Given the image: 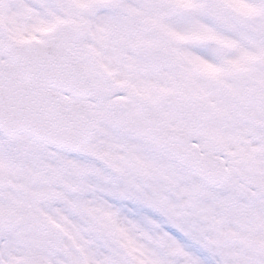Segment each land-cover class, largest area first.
<instances>
[{
    "label": "snow or ice",
    "instance_id": "obj_1",
    "mask_svg": "<svg viewBox=\"0 0 264 264\" xmlns=\"http://www.w3.org/2000/svg\"><path fill=\"white\" fill-rule=\"evenodd\" d=\"M0 264H264V0H0Z\"/></svg>",
    "mask_w": 264,
    "mask_h": 264
}]
</instances>
